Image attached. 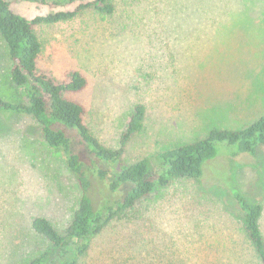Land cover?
<instances>
[{
    "label": "rangeland",
    "instance_id": "rangeland-1",
    "mask_svg": "<svg viewBox=\"0 0 264 264\" xmlns=\"http://www.w3.org/2000/svg\"><path fill=\"white\" fill-rule=\"evenodd\" d=\"M44 1L25 11L70 8V0ZM112 3L113 14L88 7L69 21L36 26L35 33L40 70L56 79L76 70L86 78V88L69 97L83 105L86 126L105 147L119 148L133 108L143 106V128L127 142L122 163L214 129L238 130L264 115V0ZM8 68L0 39V97L14 102L22 90L9 84ZM216 169V177L227 175L246 200L262 205L264 231V151L224 157ZM80 195L62 151L43 142L36 123L1 112L0 264H24L47 251L31 218L43 216L64 233ZM240 218L221 183L175 180L93 238L79 264H210L207 244L242 242Z\"/></svg>",
    "mask_w": 264,
    "mask_h": 264
},
{
    "label": "trees",
    "instance_id": "trees-1",
    "mask_svg": "<svg viewBox=\"0 0 264 264\" xmlns=\"http://www.w3.org/2000/svg\"><path fill=\"white\" fill-rule=\"evenodd\" d=\"M43 5L44 0H0V39L9 61L7 78L11 86L22 90L14 102L0 97V113L25 116L36 123L43 142L62 151L81 195L64 233L43 216L31 218V230L50 248L24 264H79L92 239L115 220L135 212L144 201L175 180L202 178L219 182L228 191L240 210L243 237L241 243L229 245L223 240L221 246L207 244L205 250L212 258L206 254V262L264 264L262 205L246 200L227 175L216 177L220 172L217 164H222L224 157L256 158L264 151V115L238 130L214 129L202 139L124 164L121 155L127 142L143 128V106L133 108L119 148L109 149L90 133L84 122L83 105L69 97L86 88V78L79 71L71 70L56 79L40 70L37 64L42 45L35 33L36 26L69 21L88 7L101 15L113 14L112 0H70L69 9L44 14L30 15L25 11L28 6ZM214 23L212 20L210 31ZM192 26L195 25L192 23ZM147 252L152 254L155 249Z\"/></svg>",
    "mask_w": 264,
    "mask_h": 264
}]
</instances>
